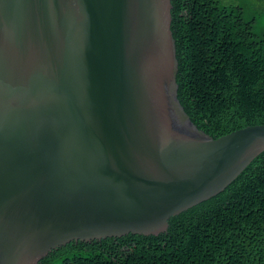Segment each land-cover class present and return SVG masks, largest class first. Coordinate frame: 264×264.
<instances>
[{
  "label": "water",
  "instance_id": "1",
  "mask_svg": "<svg viewBox=\"0 0 264 264\" xmlns=\"http://www.w3.org/2000/svg\"><path fill=\"white\" fill-rule=\"evenodd\" d=\"M172 9L0 0V264L160 234L264 153V125L213 139L185 112Z\"/></svg>",
  "mask_w": 264,
  "mask_h": 264
},
{
  "label": "trees",
  "instance_id": "2",
  "mask_svg": "<svg viewBox=\"0 0 264 264\" xmlns=\"http://www.w3.org/2000/svg\"><path fill=\"white\" fill-rule=\"evenodd\" d=\"M172 4L178 99L192 122L213 139L264 125V0ZM168 222L160 234L72 242L38 264H264V153Z\"/></svg>",
  "mask_w": 264,
  "mask_h": 264
},
{
  "label": "rangeland",
  "instance_id": "3",
  "mask_svg": "<svg viewBox=\"0 0 264 264\" xmlns=\"http://www.w3.org/2000/svg\"><path fill=\"white\" fill-rule=\"evenodd\" d=\"M251 2H253L254 0H250ZM232 4H233V2L232 1H230ZM256 9V8H255ZM255 9L253 10V11H249V10H247L246 11V14H248L249 16H252V15H254L257 11H255Z\"/></svg>",
  "mask_w": 264,
  "mask_h": 264
}]
</instances>
